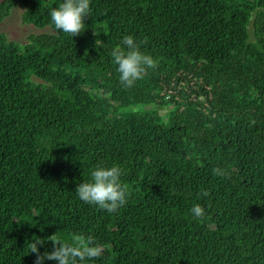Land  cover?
I'll return each instance as SVG.
<instances>
[{
  "label": "trees",
  "instance_id": "trees-1",
  "mask_svg": "<svg viewBox=\"0 0 264 264\" xmlns=\"http://www.w3.org/2000/svg\"><path fill=\"white\" fill-rule=\"evenodd\" d=\"M61 2L0 0V21L22 6L51 29L0 32V264L77 235L105 245L93 264H264V0H92L76 37L51 24ZM126 35L155 61L132 88ZM98 163L123 170L116 213L75 194Z\"/></svg>",
  "mask_w": 264,
  "mask_h": 264
},
{
  "label": "clouds",
  "instance_id": "clouds-1",
  "mask_svg": "<svg viewBox=\"0 0 264 264\" xmlns=\"http://www.w3.org/2000/svg\"><path fill=\"white\" fill-rule=\"evenodd\" d=\"M91 3L92 0H62L58 7L50 12L51 24L56 30L73 37L80 35L86 27V18L91 17ZM100 44L103 42L97 39L96 46ZM111 56L117 66L119 82L125 88H132L155 66L153 57L141 50V42L133 35L124 36L120 45L112 50ZM213 171L217 176L227 175L226 171L219 167ZM123 174L119 165L108 166L98 163L90 172V179L77 184L75 194L89 205L105 210L109 214L116 213L128 203V189L122 183ZM208 194L207 191L201 193L205 197ZM190 213L196 219H203L206 216V209L196 203L190 209ZM52 242L54 243L52 251L43 255L40 254L38 245L44 241L39 239L31 242V253L37 254L36 264H45L46 261H55L56 264H93L102 260L105 252V245L92 235H77L70 243Z\"/></svg>",
  "mask_w": 264,
  "mask_h": 264
},
{
  "label": "rangeland",
  "instance_id": "rangeland-1",
  "mask_svg": "<svg viewBox=\"0 0 264 264\" xmlns=\"http://www.w3.org/2000/svg\"><path fill=\"white\" fill-rule=\"evenodd\" d=\"M23 7L17 6L11 11V14L4 21H0V32L4 33L9 41H13L19 44H26L28 38L33 34L50 33L51 29L40 30L32 27L31 25H25L22 22ZM162 114L167 113L166 108H159Z\"/></svg>",
  "mask_w": 264,
  "mask_h": 264
}]
</instances>
